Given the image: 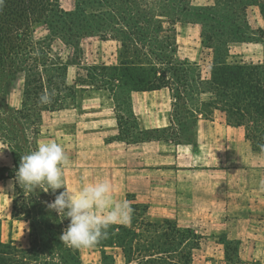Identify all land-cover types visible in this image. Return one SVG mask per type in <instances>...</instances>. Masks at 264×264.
Listing matches in <instances>:
<instances>
[{
	"label": "rangeland",
	"instance_id": "374dc122",
	"mask_svg": "<svg viewBox=\"0 0 264 264\" xmlns=\"http://www.w3.org/2000/svg\"><path fill=\"white\" fill-rule=\"evenodd\" d=\"M61 3L67 11L63 18L49 17L46 26L49 32L36 25L34 34L37 37L51 34L53 42L48 46L52 48V55L67 61L66 83L74 90L66 91L70 109L77 107L87 112L106 102L102 94H113L124 113L118 116L116 138H108L120 143L127 144L145 137L158 139L170 135V132H139L142 124L130 115L131 93L122 91L120 79L116 75L109 77L112 71L105 67L133 62L141 63V69L148 72V77L151 69L165 70L169 75L176 66V59L200 62L204 54L212 56L217 53H212L211 48L205 49L207 36L213 41L210 46L220 47V53L227 54L230 60L261 59L264 56V40L257 31L259 27L264 28V0H61ZM77 31L78 38L69 37L68 33ZM130 32L139 37L137 40L141 38L139 43L143 48L138 42L127 39L131 37ZM201 68L206 69V66ZM21 75L10 82L5 97L13 109L20 108L13 105L22 98ZM73 99L75 104L72 107ZM33 101L35 99L29 97L25 101L27 107ZM28 112L16 114L0 107V132L4 133L5 143H11L12 158H21L39 144L55 141L69 158L67 168L80 165L89 170L98 166L97 137L88 139L92 142L80 147L81 141L70 134L73 130L98 133V124L85 121L80 126L75 122L65 133L60 123L61 113L49 116L42 112L40 121L32 123V114ZM13 137L15 143L11 141ZM181 138L185 139L182 142L192 141L193 129L184 132ZM262 156L256 163L263 170L264 180V152ZM11 170L8 173L15 176L14 166ZM88 183L92 182L83 181L80 185ZM60 191L63 189L55 194L43 189L32 193L21 191L20 187L14 189L10 195V212L5 217L0 216V264H264L263 207L254 205L251 210L252 206H248L234 213L229 220L227 217L216 220L213 229L200 222L183 228L177 225L174 217L147 214L145 202L133 203L131 192L126 190L115 198L117 201L126 200L133 209L132 229L137 234L136 245L142 250L126 263L117 247H98L97 243L92 248L76 249L60 239L68 225L67 218L58 216L47 207ZM0 203H8L6 196ZM158 224L163 227L164 236L154 230ZM172 229L181 231L176 238H173ZM147 244L153 247L151 252L143 250L148 249ZM102 251L109 255L104 262Z\"/></svg>",
	"mask_w": 264,
	"mask_h": 264
},
{
	"label": "crops",
	"instance_id": "0c3cea01",
	"mask_svg": "<svg viewBox=\"0 0 264 264\" xmlns=\"http://www.w3.org/2000/svg\"><path fill=\"white\" fill-rule=\"evenodd\" d=\"M102 96L106 102L87 112L77 107L47 112L49 116L62 114L60 123L65 133L75 122L80 126L85 121L98 124V133L70 130L82 142L80 147L97 137L98 166L89 170L80 165L65 167L63 179L67 190L75 192L83 181L107 180L114 197L127 190L134 198L133 203L145 202L147 214L174 217L183 228L200 222L213 229L214 221L226 217L229 220L248 206H252L251 210L254 205L264 208L263 170L256 163L257 158L262 159L263 152L253 148L244 128L228 125L218 114L210 118L198 115L194 121L190 118L183 126H177L172 94L168 87H161L131 92L130 115L142 124L139 132L169 131L170 135L120 143L108 137L116 138L118 116L124 110L116 104L113 94ZM13 106L20 107L21 99ZM191 129L193 140L182 142L181 135ZM9 149L0 138V189H3L0 200L5 196L8 200L0 203L3 217L11 210L10 195L15 189L14 177L8 173L13 166ZM10 184L14 186L12 189ZM123 225H131V219Z\"/></svg>",
	"mask_w": 264,
	"mask_h": 264
},
{
	"label": "trees",
	"instance_id": "16d2710c",
	"mask_svg": "<svg viewBox=\"0 0 264 264\" xmlns=\"http://www.w3.org/2000/svg\"><path fill=\"white\" fill-rule=\"evenodd\" d=\"M66 12L61 0H2L0 3V107H3V110L16 114L29 111L32 114V123H37L42 112L70 107L66 91L74 90L66 83L67 61H63L61 56L52 55V48L48 46L53 42L51 34L45 33L40 37L34 34L36 25L49 32L46 27L49 17L63 18ZM257 31L259 37L264 40V28L259 27ZM68 34L71 38L79 37L78 31ZM129 36L131 37L127 39L134 43H139L141 39L137 40L139 37L133 32H130ZM69 37L67 36V39L71 40ZM211 43L212 38L207 36L204 47L211 48L212 53L217 51L216 54H204L200 62L176 59V66L169 75L165 70L151 69L152 73L148 77V72L141 69L143 65L137 63V66L133 62H123L119 67L111 66L105 69L112 71L109 77L116 75L120 79L119 86L126 93L168 87L174 99L177 126H183L184 121L190 118L194 121L198 115L210 118L217 113L228 125L244 128L253 148L264 152V56L261 59L230 60L227 54L220 53V47L213 48ZM262 52L264 54V41ZM202 65H205L206 69H202ZM20 74L23 75L21 106L13 109L5 97L10 82ZM55 74L57 76H54ZM45 93L50 94V103H41L40 97ZM73 96L75 99V93ZM29 97L35 101L27 107L25 101ZM74 99L71 106L75 104ZM0 138L5 143L4 133L0 132ZM15 140V137L11 138L14 143ZM6 144L11 147V143ZM20 160L21 158L13 157V171H17ZM12 177L15 182V176ZM15 189L19 190L16 182ZM22 190L27 191L21 188ZM66 222H69L68 219ZM133 223L134 221H131L129 226L113 225L107 230V235L99 240L98 246L119 248L126 263H130L132 256L142 252L139 245H136L137 234L132 229ZM153 228L160 236H164L160 224ZM180 232L171 230V233H174L173 238ZM147 248L143 250L151 252L153 247L147 244ZM148 255L152 256L153 253ZM108 257L109 255L102 251V261H106Z\"/></svg>",
	"mask_w": 264,
	"mask_h": 264
},
{
	"label": "clouds",
	"instance_id": "9594fccd",
	"mask_svg": "<svg viewBox=\"0 0 264 264\" xmlns=\"http://www.w3.org/2000/svg\"><path fill=\"white\" fill-rule=\"evenodd\" d=\"M40 101L50 103V94H43ZM68 164L69 158L60 144L55 141L41 143L21 157L15 182L29 193L43 189L55 194L63 189L47 205L69 221L60 239L71 248H92L107 235L110 227L128 223L133 209L126 200H116L112 185L107 180L84 184L75 192L67 190L63 176ZM13 187L9 185L10 189Z\"/></svg>",
	"mask_w": 264,
	"mask_h": 264
}]
</instances>
